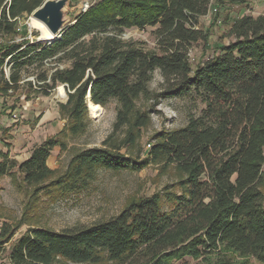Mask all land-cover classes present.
I'll list each match as a JSON object with an SVG mask.
<instances>
[{
  "label": "trees",
  "instance_id": "16d2710c",
  "mask_svg": "<svg viewBox=\"0 0 264 264\" xmlns=\"http://www.w3.org/2000/svg\"><path fill=\"white\" fill-rule=\"evenodd\" d=\"M6 1L0 0V91L15 93L23 84L49 96L64 86V138L86 131L89 92L102 107L115 100L117 112L105 147L77 152L65 173L56 176L48 160L56 146L64 150L67 144L48 138L21 163L0 151V177L22 174L26 185H39L35 196L44 189L81 191L101 169L157 165L177 176L162 192L131 200L107 220L61 231L30 228L11 247V264H177L185 258L195 264H264V14L235 18L227 31L231 41L217 44L194 68L192 46L211 40L200 19L214 4L247 0H87V9L47 42L19 41L16 30L45 0ZM134 28H154L156 48L119 37ZM156 71L163 78L159 92L150 88ZM31 76L35 80H27ZM189 93L204 104L201 115L155 133L147 151H137L161 100ZM120 131L124 138L115 140ZM0 235L1 245L13 229L4 223Z\"/></svg>",
  "mask_w": 264,
  "mask_h": 264
},
{
  "label": "rangeland",
  "instance_id": "374dc122",
  "mask_svg": "<svg viewBox=\"0 0 264 264\" xmlns=\"http://www.w3.org/2000/svg\"><path fill=\"white\" fill-rule=\"evenodd\" d=\"M88 4L90 3L87 0H69L66 15L68 22L86 10ZM244 14L254 16L264 14V0H247L245 4L226 7H217L215 4L212 6L208 15L200 19L199 24L202 29L211 33L210 43L199 41L192 46L189 53L194 68L213 55V48H216L217 44H228L231 41L227 31L233 20ZM32 20L31 15L20 19V25L23 24V27L17 39L23 37L36 41L42 39V31L33 25ZM153 30L154 28L127 29L119 37L124 41H134L146 49H154L156 37ZM42 42L47 41L42 40ZM3 71L4 75L8 76L10 66L5 64ZM27 80H35V77L31 76ZM21 85V89L15 93L0 91V114L2 110L3 112L7 110L8 120L12 123L11 129L4 132L5 127H2L0 122V150L9 149L12 159L15 153L21 151L23 140H27L25 146L31 148L48 138L62 139L67 144L66 149L61 150L60 146H56L48 160V166L58 176L68 170L71 159L77 152L85 148L105 147L103 143L113 132L116 121L115 100L102 107L103 110L98 116H93L89 109L90 121L86 131L77 136L64 138L61 131L68 122L61 116L59 104L67 100L66 88L65 95L60 94V85L49 96H43L34 94L32 90H27L23 84ZM150 88L155 92L163 90V78L159 71L155 72ZM139 105L143 108L147 106L143 100ZM203 109L204 104L194 93L162 99L156 111L152 113L151 124L143 130L136 150L146 152L149 148L147 145L155 133L164 129L184 127L190 116H200ZM42 115L45 116V121L41 120ZM24 125H28L29 129L22 132ZM123 133L118 132L115 140L123 139ZM8 143L10 147L7 146ZM127 151L128 149H122L123 153ZM132 152L133 149L130 154ZM145 152L141 154L142 157ZM132 156L136 155L132 154ZM176 179L174 171L165 170L157 165H149L141 171L101 169L90 185L81 191L63 194L60 192V195L58 189L51 193H47V189H44L33 196L35 187L39 185H26L22 174L15 172L2 176L0 177V233L3 224L6 223L11 230L13 229V237L0 245V264H11L9 259L11 247L30 228L45 227L61 231L107 220L118 215L131 200L160 193L166 186L175 183ZM18 224L20 225L16 228ZM55 264L79 263L58 260ZM177 264H195V261L185 258ZM251 264L260 263L252 259Z\"/></svg>",
  "mask_w": 264,
  "mask_h": 264
},
{
  "label": "water",
  "instance_id": "95a60500",
  "mask_svg": "<svg viewBox=\"0 0 264 264\" xmlns=\"http://www.w3.org/2000/svg\"><path fill=\"white\" fill-rule=\"evenodd\" d=\"M69 0H45L40 7L31 14L32 18L42 22L46 28L60 37L69 24L67 15V6ZM42 41V39H38ZM65 90V87H63ZM90 99V92L88 93Z\"/></svg>",
  "mask_w": 264,
  "mask_h": 264
},
{
  "label": "crops",
  "instance_id": "0c3cea01",
  "mask_svg": "<svg viewBox=\"0 0 264 264\" xmlns=\"http://www.w3.org/2000/svg\"><path fill=\"white\" fill-rule=\"evenodd\" d=\"M41 113V112H40ZM9 115V113H8V111L7 110H5L4 112H3V110H2V112H1V114H0V122H1V125H2V127H5L4 128V132L7 130V129H11V127H12V123L8 120V116ZM14 116V115H13ZM41 120H43V121H45V116H43L42 115V117H41ZM12 121H16V120H12ZM28 126V125H27ZM26 125H24V127L22 128V132H24V131H26V130H28L29 128L27 127ZM17 132H19V130L17 131ZM27 141V140H26ZM26 141H22V146H21V151L20 152H17V153H15V155H13L12 156V154H11V156L16 160V161H18L19 163H21V162H23V161H25L26 159H28L30 156H31V153H32V151L34 150V148L36 147H31L30 148V146H25L26 144H25V142ZM45 141V140H44ZM43 141V142H44ZM42 142V143H43ZM42 143H40V144H42ZM39 144V145H40ZM38 146V145H37ZM0 151H3V150H0ZM3 152H9V149L7 150V151H3Z\"/></svg>",
  "mask_w": 264,
  "mask_h": 264
},
{
  "label": "bare ground",
  "instance_id": "6f19581e",
  "mask_svg": "<svg viewBox=\"0 0 264 264\" xmlns=\"http://www.w3.org/2000/svg\"><path fill=\"white\" fill-rule=\"evenodd\" d=\"M32 23L34 26H36L37 28H39L42 31V40L51 41V40L57 38V36L54 33L49 31L46 28V26L42 22L38 21L37 19L33 18ZM59 90H60L61 95H65V91H64V88L62 85L60 86ZM88 106H89V109H90L91 114L93 116L100 115L102 110H103V108L100 104H95L91 100H88Z\"/></svg>",
  "mask_w": 264,
  "mask_h": 264
},
{
  "label": "built area",
  "instance_id": "2783aa9c",
  "mask_svg": "<svg viewBox=\"0 0 264 264\" xmlns=\"http://www.w3.org/2000/svg\"><path fill=\"white\" fill-rule=\"evenodd\" d=\"M9 0H7L6 1V3L8 2ZM89 6V4L87 5V7ZM15 20V19H14ZM22 27H23V24H21L20 25V21H19V23H18V25H17V33H19V32H21V30H22ZM18 38V37H17ZM25 38H27V39H30V38H28V37H25ZM23 39V38H22ZM22 39H18L19 41H21ZM31 41H34L33 39L31 40ZM46 41V40H45ZM150 146V145H149Z\"/></svg>",
  "mask_w": 264,
  "mask_h": 264
}]
</instances>
